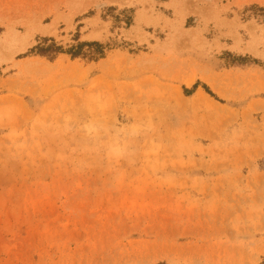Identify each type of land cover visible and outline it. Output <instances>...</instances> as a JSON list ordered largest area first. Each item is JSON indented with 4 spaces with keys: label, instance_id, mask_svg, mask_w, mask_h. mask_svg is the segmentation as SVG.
Masks as SVG:
<instances>
[{
    "label": "rangeland",
    "instance_id": "1",
    "mask_svg": "<svg viewBox=\"0 0 264 264\" xmlns=\"http://www.w3.org/2000/svg\"><path fill=\"white\" fill-rule=\"evenodd\" d=\"M255 5L0 0V264L264 261Z\"/></svg>",
    "mask_w": 264,
    "mask_h": 264
},
{
    "label": "trees",
    "instance_id": "2",
    "mask_svg": "<svg viewBox=\"0 0 264 264\" xmlns=\"http://www.w3.org/2000/svg\"><path fill=\"white\" fill-rule=\"evenodd\" d=\"M251 12L247 17H254L260 22H264V6H252L249 8ZM128 22V21H127ZM108 51V45L99 41H76L75 44H71L64 48L62 45L57 43L53 38H40L38 43L28 50L26 54L44 57L48 60H53L59 54H67L71 58H80L85 61H97L103 58ZM244 58H241L243 60ZM197 84L192 88L196 89ZM204 89L208 91L207 88ZM184 91H187L186 89ZM188 93V92H186ZM157 264H166L160 262ZM260 264H264V261Z\"/></svg>",
    "mask_w": 264,
    "mask_h": 264
}]
</instances>
